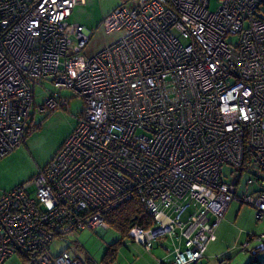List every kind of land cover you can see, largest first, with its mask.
<instances>
[{
    "label": "built area",
    "instance_id": "2783aa9c",
    "mask_svg": "<svg viewBox=\"0 0 264 264\" xmlns=\"http://www.w3.org/2000/svg\"><path fill=\"white\" fill-rule=\"evenodd\" d=\"M77 2L0 0V159L32 129L34 86H54L41 112L69 109L63 90L84 100L51 161L0 196V264H87L51 244L106 231L133 197L150 224L127 236L200 264L233 201L264 219V0L123 4L103 20L121 36L91 57L92 31L68 20Z\"/></svg>",
    "mask_w": 264,
    "mask_h": 264
},
{
    "label": "rangeland",
    "instance_id": "374dc122",
    "mask_svg": "<svg viewBox=\"0 0 264 264\" xmlns=\"http://www.w3.org/2000/svg\"><path fill=\"white\" fill-rule=\"evenodd\" d=\"M138 1L78 0L72 16L68 20L81 24L92 31L91 39L85 48L87 57L93 56L121 36L122 32H108L103 27V20L114 9V5L129 4L134 7ZM217 6L218 0H211V10H216ZM261 12H264V5ZM230 38L234 39V37ZM33 88L34 105L29 116L32 129L25 137L24 142L0 159V196L30 180L51 161L74 131L84 108V100L81 97L74 96L70 90H63V95L72 97L69 109L59 108L41 112L39 108L48 97L47 89H53L54 86L46 81L43 85ZM36 125L39 127L36 128ZM232 170L234 167L228 164L223 166L222 173L225 181L236 179L238 172L235 171L232 174ZM229 211L233 212L232 209ZM225 220L229 224L224 223L217 228L218 240L211 244L210 254L212 253V256L210 255L204 264H219V261L223 259L226 264H246L253 253L252 250L233 249L234 245L241 247L245 240V233L241 237L242 225L236 223L234 218L231 224L228 217L225 216ZM255 221L260 222L261 220L256 219ZM119 241L121 242L117 248L116 256L109 264H157L153 261L152 255L157 252V247L149 253L142 245L134 242L128 236L124 237L122 231L111 224H108L106 231L85 229L75 236L67 237L64 241L55 240L51 244V251L56 254L67 249L86 263L91 260L93 264H103L102 260L107 249ZM254 242L258 244V242ZM159 244H161V240L155 242V246ZM165 244L171 247L169 243L165 242ZM256 244L253 243V245ZM259 258L264 262V251L261 252ZM5 264H22V261L19 256L14 255Z\"/></svg>",
    "mask_w": 264,
    "mask_h": 264
},
{
    "label": "crops",
    "instance_id": "0c3cea01",
    "mask_svg": "<svg viewBox=\"0 0 264 264\" xmlns=\"http://www.w3.org/2000/svg\"><path fill=\"white\" fill-rule=\"evenodd\" d=\"M141 1H143V0H139L136 5H138ZM126 5H129V4H126ZM119 6H121V5H117V4L114 5V9L113 10H115ZM112 11H110V13ZM110 13H108L107 15H109ZM231 209L233 210V212L229 211ZM254 214H255V208L254 207H252L251 205L244 204V203H241V202L235 200V201H233L230 204L229 208L227 209V211L225 213V216L230 219V224L233 222L232 220L234 218V221L236 223H239L240 225H242V228L240 229L241 237L245 233V236H244L245 240L243 241L244 243L241 245V247L234 245L233 249H238L240 251H243V250L244 251H249V250L251 251L252 250L253 253H257V256L259 258L261 252L264 251V241L263 242H258V244H256L254 241H250V243L248 244L246 249H243V247H242L244 244H246L248 242L250 234L258 235V234L264 233V219H262L260 222H256L255 220L257 218H255L256 215H254ZM224 223L225 224H229L225 220V217H224V219H223V221L221 222L220 225H222ZM217 240H218V236L216 235V239L209 244L208 249H207L206 254H205V257L203 258V260H202V262L200 264H204V262H206V260L209 258V256L210 255L212 256V253L210 254V246H211L212 243L216 242ZM253 243L256 244V245H253ZM154 248L157 249L156 250L157 252L156 253H152L153 261H155L157 264H162V263L171 264L170 262L173 259V254H172V251L170 250L171 247L167 246L163 242V243L155 246ZM256 248H260V250L256 251L255 250ZM153 249L150 250V251H147V250L146 251L151 253L153 251ZM217 254H219V253H217Z\"/></svg>",
    "mask_w": 264,
    "mask_h": 264
},
{
    "label": "trees",
    "instance_id": "16d2710c",
    "mask_svg": "<svg viewBox=\"0 0 264 264\" xmlns=\"http://www.w3.org/2000/svg\"><path fill=\"white\" fill-rule=\"evenodd\" d=\"M261 17L264 19V15ZM35 127L37 128L39 125H36ZM106 221L108 224H111L121 230L123 236L126 237L131 226L135 224L148 226L150 224V217L145 212L139 199L137 197H133L132 199L123 202L113 210L109 211L106 214ZM120 242L121 241L115 242L107 249L102 260L103 264H109L113 262ZM255 250L259 251L260 248H256ZM87 263L93 264L91 260H89ZM219 264H225L224 259L220 260ZM246 264H264V262L258 258L257 253H252Z\"/></svg>",
    "mask_w": 264,
    "mask_h": 264
}]
</instances>
